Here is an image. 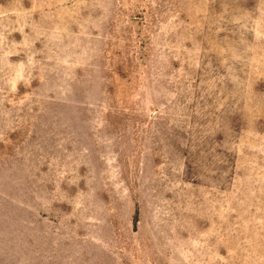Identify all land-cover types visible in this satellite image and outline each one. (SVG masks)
Masks as SVG:
<instances>
[{
	"label": "rangeland",
	"instance_id": "rangeland-1",
	"mask_svg": "<svg viewBox=\"0 0 264 264\" xmlns=\"http://www.w3.org/2000/svg\"><path fill=\"white\" fill-rule=\"evenodd\" d=\"M0 264H264V0H0Z\"/></svg>",
	"mask_w": 264,
	"mask_h": 264
}]
</instances>
